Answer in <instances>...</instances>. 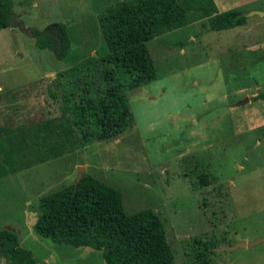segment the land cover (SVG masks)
Instances as JSON below:
<instances>
[{
    "label": "rangeland",
    "instance_id": "obj_1",
    "mask_svg": "<svg viewBox=\"0 0 264 264\" xmlns=\"http://www.w3.org/2000/svg\"><path fill=\"white\" fill-rule=\"evenodd\" d=\"M11 1L0 29V228L39 264H107L99 249L34 229L40 198L73 184L82 165L121 193L127 214L159 216L175 264H264V240L237 246L264 237V15L249 14L264 0H199L185 25L158 31L146 42L155 79L123 81L131 125L88 144L71 111L105 85L99 15L123 0ZM202 5L236 8L245 22L213 30ZM53 23L71 40L62 59L29 33Z\"/></svg>",
    "mask_w": 264,
    "mask_h": 264
},
{
    "label": "trees",
    "instance_id": "obj_2",
    "mask_svg": "<svg viewBox=\"0 0 264 264\" xmlns=\"http://www.w3.org/2000/svg\"><path fill=\"white\" fill-rule=\"evenodd\" d=\"M196 1L199 2L123 0L99 15L108 47L104 60L110 67L102 73L105 85H95L93 94L88 91L81 95L71 111L76 116L72 120L81 132L82 144L113 137L131 125L123 81L129 82V88H135L155 79V67L146 42L160 30L185 25ZM205 1L214 4L213 0ZM11 7V0H0V29L10 25ZM202 7L213 30L245 22L244 12L236 8L213 14L205 5ZM29 33L38 49L51 50L57 59L64 58L71 46L65 23H53ZM258 98H264V93L255 96ZM45 128L49 130V125L40 130L45 132ZM201 183H207L206 179ZM39 207L41 214L34 229L55 243L99 249L107 264H175L159 216L150 208L127 214L121 193L92 175L82 174L76 184L43 195ZM204 252L196 258L201 260L206 255ZM0 254L8 264H37L33 252L20 245L11 229L0 228Z\"/></svg>",
    "mask_w": 264,
    "mask_h": 264
},
{
    "label": "water",
    "instance_id": "obj_3",
    "mask_svg": "<svg viewBox=\"0 0 264 264\" xmlns=\"http://www.w3.org/2000/svg\"><path fill=\"white\" fill-rule=\"evenodd\" d=\"M250 15H253V14H258V15H260V16H263L264 15V11H257V10H254V11H251L250 13H249ZM249 14H246L247 16L249 15ZM84 171V166H79L78 167V173H77V177H76V180H75V184L79 181V179L81 178V176H82V172ZM262 240H264V237H262V238H258V239H256V240H254V241H252V242H249V243H247V242H241V243H238L237 244V246H252V245H254V244H256V243H258L259 241H262Z\"/></svg>",
    "mask_w": 264,
    "mask_h": 264
},
{
    "label": "crops",
    "instance_id": "obj_4",
    "mask_svg": "<svg viewBox=\"0 0 264 264\" xmlns=\"http://www.w3.org/2000/svg\"><path fill=\"white\" fill-rule=\"evenodd\" d=\"M37 263V262H36ZM37 264H39V263H37ZM43 264H45V263H43ZM47 264V263H46Z\"/></svg>",
    "mask_w": 264,
    "mask_h": 264
}]
</instances>
